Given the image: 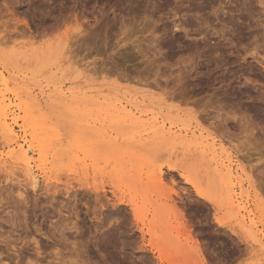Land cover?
Segmentation results:
<instances>
[{
	"label": "rangeland",
	"instance_id": "374dc122",
	"mask_svg": "<svg viewBox=\"0 0 264 264\" xmlns=\"http://www.w3.org/2000/svg\"><path fill=\"white\" fill-rule=\"evenodd\" d=\"M5 112L0 264H264V0H0Z\"/></svg>",
	"mask_w": 264,
	"mask_h": 264
},
{
	"label": "bare ground",
	"instance_id": "6f19581e",
	"mask_svg": "<svg viewBox=\"0 0 264 264\" xmlns=\"http://www.w3.org/2000/svg\"><path fill=\"white\" fill-rule=\"evenodd\" d=\"M11 1V0H10ZM30 1V0H28ZM26 2V1H25ZM29 4V2H28ZM12 5V4H11ZM6 7L8 9V11L11 9V6L10 4L6 3ZM12 10V9H11ZM31 10V9H30ZM17 12V11H16ZM15 16V15H14ZM3 17V15H2ZM10 17V15H9ZM6 23V22H5ZM14 23V22H13ZM23 23V22H22ZM25 23V22H24ZM2 26V25H1ZM17 26V25H16ZM4 27V26H3ZM6 27V26H5ZM6 34V33H5ZM4 34V35H5ZM3 35V36H4ZM25 35V34H24ZM2 39V37H1ZM127 77V76H126ZM125 109V108H124ZM204 114V113H203ZM40 116V117H39ZM202 116V115H201ZM210 116V115H208ZM207 116V117H208ZM41 118V115L40 114H31V115H28L27 116V121L28 124H33L34 127H33V133H32V136L34 138V141L38 144H40V147L41 149L44 148L46 146L44 140H43V135L47 133V131L43 128L42 125L38 124V121L37 119H40ZM213 118V117H212ZM214 118H217V117H214ZM219 119V118H217ZM14 118H11V114H9L8 112H5V113H0V139L7 142V144L9 146H14V148L12 149L11 151V155H14L16 152H19L20 153V156H21V160L23 161V166H24V170L26 172V176L29 178V179H32L33 178V175H32V161L28 158V150H25V145H22L20 143V138H19V135L16 134V131L14 129ZM27 121H26V126H27ZM227 121V120H226ZM211 124V123H210ZM226 124V123H225ZM215 127V126H214ZM224 128V127H223ZM225 138V137H224ZM9 154V155H10ZM1 158V156H0ZM1 160V159H0ZM231 167V166H230ZM232 168L228 169V172L227 174H230L232 172L231 170ZM218 175V174H217ZM221 175V174H219ZM221 178V177H220ZM223 178L226 179L224 176L222 177V181H223ZM198 192L200 193V196L204 199H209L210 201L214 202L211 198H209L206 194L202 193L199 189H198ZM26 194V193H25ZM22 195V194H21ZM229 195H231V193H229ZM22 197V196H21ZM260 198V196H258ZM262 201V200H261ZM262 203V202H261ZM263 204V203H262ZM175 206V205H174ZM259 206H261L259 204ZM181 213V212H180ZM183 217V216H182ZM184 218V217H183ZM254 222V220L252 221V223ZM184 224V223H183ZM185 226V224H184ZM189 227V226H188ZM55 228V226H54ZM190 230V229H189ZM52 231V230H51ZM51 231L49 232L47 230L46 233H44L45 236L49 237V238H53L51 237ZM190 232V231H189ZM43 235V236H44ZM53 235V234H52ZM196 239V238H195ZM32 240V239H31ZM35 240V239H34ZM60 240V238H59ZM62 243V241H61ZM8 244V243H7ZM38 242L35 241V242H25L24 243V246L23 248H26L31 250L32 253H29L30 254V258L28 257L27 259V264H37L38 262V258L37 260L34 259L35 256L41 254L40 253V248L38 247ZM62 245V244H61ZM6 251H8V253L14 248V247H11L8 245L6 246ZM57 247V246H56ZM2 249L0 248V251ZM4 250V249H3ZM17 250V249H16ZM23 250V249H22ZM21 250V251H22ZM42 250V249H41ZM5 252V251H4ZM3 252V253H4ZM19 252V251H18ZM30 252V251H29ZM3 253H0V256L3 254ZM24 253V252H23ZM60 253V251H59ZM57 254V256H59V258L57 260H59L60 264H66L67 261H65V257L64 256H61L60 254ZM65 253V252H64ZM11 254V253H10ZM44 254V253H43ZM56 256V255H55ZM56 256V257H57ZM54 257V256H53ZM206 258V257H205ZM59 264V263H58Z\"/></svg>",
	"mask_w": 264,
	"mask_h": 264
}]
</instances>
